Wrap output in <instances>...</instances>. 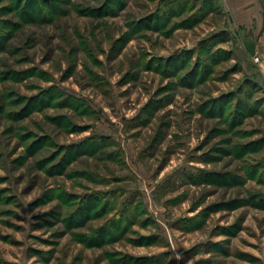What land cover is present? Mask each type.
<instances>
[{
	"label": "rangeland",
	"instance_id": "1",
	"mask_svg": "<svg viewBox=\"0 0 264 264\" xmlns=\"http://www.w3.org/2000/svg\"><path fill=\"white\" fill-rule=\"evenodd\" d=\"M25 1L0 0V264H264V84L223 0Z\"/></svg>",
	"mask_w": 264,
	"mask_h": 264
},
{
	"label": "crops",
	"instance_id": "2",
	"mask_svg": "<svg viewBox=\"0 0 264 264\" xmlns=\"http://www.w3.org/2000/svg\"><path fill=\"white\" fill-rule=\"evenodd\" d=\"M220 1V0H219ZM221 3V2H220ZM235 29L254 42L249 55L264 58V10L260 0H223ZM264 78V63L256 64Z\"/></svg>",
	"mask_w": 264,
	"mask_h": 264
},
{
	"label": "trees",
	"instance_id": "3",
	"mask_svg": "<svg viewBox=\"0 0 264 264\" xmlns=\"http://www.w3.org/2000/svg\"><path fill=\"white\" fill-rule=\"evenodd\" d=\"M24 1L25 0H19V4L20 5H23V3H24ZM27 1H25V3H26ZM35 3H34V0H30L29 2H28V5L30 6H32V5H34ZM39 8L41 7V6H39V5H37ZM37 7V8H38ZM42 8V7H41ZM41 11H43V8L42 9H40ZM33 19V18H32ZM3 34H4V30H2L1 28H0V36L2 35L3 36ZM246 42V47H247V52L248 53H251L252 51H253V48H254V42H252L251 40H246L245 41ZM253 74V78H254V80L255 81H258V82H260V83H262V84H264V78H263V76H262V74H261V72L259 71V69L258 68H256L255 67V70L252 72ZM257 197H259V196H257ZM263 202H264V198L263 199H261Z\"/></svg>",
	"mask_w": 264,
	"mask_h": 264
},
{
	"label": "built area",
	"instance_id": "4",
	"mask_svg": "<svg viewBox=\"0 0 264 264\" xmlns=\"http://www.w3.org/2000/svg\"><path fill=\"white\" fill-rule=\"evenodd\" d=\"M253 61L255 62V63H257V64H262V63H264V58H262L261 56H259L258 54H255L254 56H253Z\"/></svg>",
	"mask_w": 264,
	"mask_h": 264
}]
</instances>
